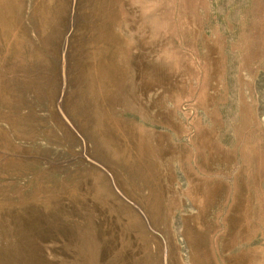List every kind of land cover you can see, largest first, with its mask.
I'll use <instances>...</instances> for the list:
<instances>
[{
    "label": "rangeland",
    "instance_id": "obj_1",
    "mask_svg": "<svg viewBox=\"0 0 264 264\" xmlns=\"http://www.w3.org/2000/svg\"><path fill=\"white\" fill-rule=\"evenodd\" d=\"M0 3V264H264V0Z\"/></svg>",
    "mask_w": 264,
    "mask_h": 264
},
{
    "label": "bare ground",
    "instance_id": "obj_2",
    "mask_svg": "<svg viewBox=\"0 0 264 264\" xmlns=\"http://www.w3.org/2000/svg\"><path fill=\"white\" fill-rule=\"evenodd\" d=\"M51 1H52V0H51ZM49 2H50V1H49ZM0 4H1V3H0ZM14 6H15V4H14ZM3 13H4V12H3ZM2 15H3V14H2ZM2 15H1V16H2ZM4 16H5V15H4ZM4 16H3V17H4ZM3 17H2V18H3ZM186 18H187V17H186ZM3 20H4V19H3ZM1 21H2V20H1ZM1 25H2V24H1ZM3 25H4V24H3ZM6 26H7V25H6ZM10 26H11V25H10ZM12 26H13V25H12ZM138 27H139V25H138ZM190 27H191V26H190ZM14 29H15V28H14ZM16 29L18 30V28H16ZM10 31H11V29H10ZM10 31H9V33H10ZM15 31H16V30H15ZM15 31H14V32H15ZM16 32H19V30L16 31ZM11 33H12V32H11ZM20 33H21V32H20ZM21 34H22V33H21ZM21 34H20V36H21ZM13 35L16 36V33H15V34H14V33L11 34V36H13ZM8 36H9V35H8ZM15 36H14V37H15ZM21 37H23V35H22ZM16 38H17V41H18V42L20 41V43H21V40L18 39L19 37L16 36ZM11 39H12V40H11ZM11 39H10L11 41L14 40L12 37H11ZM23 39H24V37H23ZM7 40H8V37H7ZM7 40H6V41H7ZM10 40H9V41H10ZM9 41H8V42H9ZM18 42H17V43H18ZM9 43H10V42H9ZM15 43H16V41H15ZM15 43H13V44H15ZM10 44H11V43H10ZM10 44H8V47L10 46ZM152 44H153V43H152ZM15 45H16V44H15ZM18 46H20V45L18 44ZM11 47H12V46H11ZM9 48H10V47H9ZM9 48H8V49H9ZM10 49H12V48H10ZM15 49H16V48H15ZM17 50H18V49H17ZM10 51H11V50H10ZM12 51H13V50H12ZM12 51H11V52H12ZM14 52H15V51H14ZM17 52H18V51H17ZM13 54H14V53H13ZM97 54H98V53H97ZM93 55H94V54H93ZM95 57H96V56H95ZM95 57H93V58H95ZM95 62H96V61H95ZM99 63H100V62H99ZM113 63H114V62H113ZM96 64H97V62H96ZM99 65H100V64H99ZM113 65H114V64H113ZM88 66H89V65H88ZM95 66H96V65H95ZM114 66H115V65H114ZM91 67H92V66H91ZM96 67H98V66H96ZM100 67H102V65H101ZM116 68H117V67H116ZM116 68H115V69H116ZM93 69H94V68H93ZM96 70H97V69H96ZM98 70H99V69H98ZM167 70H168V69H167ZM90 71H91V70H89V72H90ZM95 73H96V71H95ZM88 74H89V73H88ZM90 74H91V73H90ZM94 75H95V74H94ZM92 76H93V74H92ZM97 76H99V72H98V75H97ZM101 77H102V76H101ZM98 80H100V78H99ZM214 80H215V79H214ZM90 81H91V80H90ZM100 81H101V80H100ZM90 84H91V83H90ZM211 89H212V88H211ZM170 112H171V111H170ZM116 125H117V124H116ZM116 127H117V126H116ZM102 131H103V130H102ZM101 139H102V138H101ZM101 139H100V140H101ZM141 139L143 140L144 138H140V140H141ZM134 140H135V139H134ZM140 140H139V142H140ZM135 141H136V140H135ZM143 141L145 142V139H144ZM132 142H133V141H132ZM132 142H131V143H132ZM141 142H142V141H141ZM131 143H130V144H131ZM134 143H136V142H134ZM146 143H147V142H146ZM125 144H126V143H125ZM127 144L129 145V142H128ZM132 144H133V143H132ZM106 145H107V144H106ZM108 145H109V144H108ZM110 145H111V144H110ZM115 145H116V144H115ZM128 145H127V146H128ZM133 145H134V144H133ZM136 145H137V144H136ZM136 145H134L133 147H135ZM112 146H113V145H112ZM122 146H123V145H122ZM122 146H120V147H122ZM124 146H125V145H124ZM137 146H138V145H137ZM143 146H145V145L143 144ZM113 147H114V146H113ZM113 147H111L112 150H113ZM120 147H119V148H120ZM133 147H131V149H132ZM147 147H148V145H147ZM138 148H139V147H138ZM140 148H141V145H140ZM143 148H144V147H143ZM145 148H146V147H145ZM145 148L143 149L144 151L147 149V148H146V149H145ZM129 149H130V147H129ZM124 150H125V148H124ZM134 150H135V149H134ZM134 150H133V151H134ZM120 151H121V150H120ZM126 151H127V150H126ZM126 151H125V152H126ZM141 151H142V150H141ZM114 152H115V151H114ZM122 152H123V151H122ZM128 152H129V151H128ZM128 152H126V153H128ZM139 152H140V150H139ZM115 153H116V152H115ZM131 153H132V152H131ZM134 153H135V152H134ZM140 153H141V152H140ZM140 153H138V154H140ZM129 154H130V153H129ZM129 156H130V155H129ZM129 156L127 155V157H129ZM131 157H133V156H131ZM123 182H124V181H123ZM97 184H98V183H97ZM126 185H127V183H126ZM95 186H96V185H95ZM98 186H99V185H98ZM98 188H99V187H98ZM104 198H105V197H104ZM101 201H102V200H101ZM105 201H106V200H105ZM122 210H123V208H122ZM133 220H134V219H133ZM199 226H200V225H199ZM141 235H142V234H141ZM143 237H144V236H143ZM186 238H187V237H186ZM145 245H146V244H145ZM144 248H145V247H144ZM144 248H143V249H144ZM148 251H149V250H148Z\"/></svg>",
    "mask_w": 264,
    "mask_h": 264
}]
</instances>
